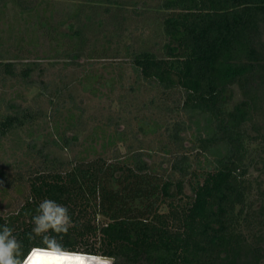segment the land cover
I'll return each mask as SVG.
<instances>
[{"label":"trees","instance_id":"16d2710c","mask_svg":"<svg viewBox=\"0 0 264 264\" xmlns=\"http://www.w3.org/2000/svg\"><path fill=\"white\" fill-rule=\"evenodd\" d=\"M8 2L25 12L24 32L33 38L39 28L54 29L34 0H0V16ZM263 17L264 0H76L69 31H58L74 43L57 40L55 56L64 57L62 67L82 54L124 56L136 81L157 88L151 104L169 103L155 105L161 117L142 116L138 129L167 134L162 145L170 166L160 170L140 151L129 155V145L117 153L126 142L117 128L128 123L121 113L114 132L104 127L108 118L78 141L80 130L73 129L83 111L72 110L71 82L37 80L46 107L27 103L24 92L2 95L0 135L26 129L30 142L26 193L15 213L0 214V226L15 229L26 253L39 244L26 233L48 198L68 207L74 222L66 247L115 256L117 264H264V191L249 178L264 153V56L252 39ZM4 42L0 35V83L44 71L18 40L15 53L1 47ZM114 81V75L90 72L81 83L96 95L112 92ZM191 128L196 154L190 139L181 138Z\"/></svg>","mask_w":264,"mask_h":264},{"label":"rangeland","instance_id":"374dc122","mask_svg":"<svg viewBox=\"0 0 264 264\" xmlns=\"http://www.w3.org/2000/svg\"><path fill=\"white\" fill-rule=\"evenodd\" d=\"M75 3L76 0H34L35 10L40 14L41 20H46L51 27H54V29L49 30V33L44 32L43 28H39V32H36L38 36H34L35 38H33L31 33L24 32V27H26V23L24 22L26 17L25 12H22L19 7L11 2L6 4L4 14L0 16V35L5 41L1 47L15 53L18 49V43L15 41L18 40L21 46H23L24 54L28 53L32 59L38 57V60L42 61L44 71L37 69L26 80L21 81V83L16 82L14 79L1 82L0 101L3 99L7 100V97L2 95L9 96L11 92L20 91L25 93V101L30 105L38 103L35 106H39L40 108L46 107V100L42 98L44 96L39 94L36 86H34L35 82L41 80L50 86L56 82L59 83V86L61 84L62 87L71 82L68 85L71 88V92L74 93L75 101L71 106L72 110L83 111L80 125H76L73 129L80 130L78 141L84 140L89 135L88 133L93 126H103L108 121V118L112 121L110 125L105 124L104 127L106 131L112 130L114 132L116 126L115 120L121 113V117L128 118V123L127 126L125 124L117 128L120 131L123 129L124 140H126L125 143L118 144L119 150H117V153L125 154L127 152L126 147L129 145V155L140 151L149 163L155 165L160 170H168L171 156L165 153V148L162 145V141H168L167 134L161 130L156 133L142 134L138 129L139 119L142 116H151V118L156 119L161 117L163 112L156 111L157 106L155 105H169L168 101L151 104L150 99L158 98L157 88L151 87L145 82H141L140 84V81H136L134 79L136 75L132 69L128 68L129 66L124 59L125 57H113V52H109L103 57L97 53H94L95 57H85L82 54L81 56L72 58L70 63L64 67L61 65V60L63 61L64 57L59 59V53L55 56L54 46L57 40H60L63 46H70L74 43H69L67 38L61 39L58 31H69L66 24L72 22L69 17L72 9L75 8ZM50 7L53 10L51 17L49 16ZM136 9L142 10V6H137ZM133 24L129 25L130 30H133ZM258 24L256 32L252 34V39L255 40V48L263 58L264 17ZM110 25L108 26L109 28L113 27ZM15 44L17 45L16 50H14ZM56 58L60 60V63L56 61ZM49 60L54 63V66L47 65ZM90 72L103 75L105 78L114 75L115 81L112 92L106 93L103 90L99 94L91 95L89 92L83 90L81 83L83 75ZM131 88H134V91ZM261 90L264 91V71ZM101 93L103 95H100ZM17 103H20V100H17ZM4 106V101L0 102L1 109ZM65 106L69 107V103H65ZM259 114L261 116L260 123L264 137V110ZM193 130L191 128L188 132H184L181 138L184 141L190 139L187 146L193 148L190 149L188 147L187 149H190V153L196 154L199 149L192 145L191 132ZM26 131V129H22L13 133L0 135V214L2 215L15 213L23 201V194L26 193V183L24 184L25 179L23 178L27 174V171L24 170L27 164L24 161L26 160V149H29L26 147V144L30 142L26 136ZM112 153L111 150L108 152V154ZM262 156L263 160L258 163L256 169L251 170L249 178L253 179V181H259L261 189L264 191V153ZM198 158L200 159L199 155Z\"/></svg>","mask_w":264,"mask_h":264},{"label":"clouds","instance_id":"9594fccd","mask_svg":"<svg viewBox=\"0 0 264 264\" xmlns=\"http://www.w3.org/2000/svg\"><path fill=\"white\" fill-rule=\"evenodd\" d=\"M34 225L26 238L39 244L31 246L25 253L24 245L15 235V229L7 224L0 226V264H117V257L88 251L70 249L63 243L74 222L68 207L55 200H42L36 214L32 216Z\"/></svg>","mask_w":264,"mask_h":264}]
</instances>
